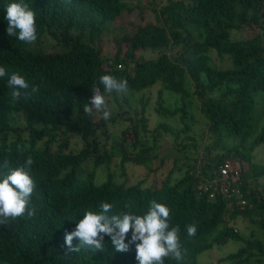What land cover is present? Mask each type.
Returning <instances> with one entry per match:
<instances>
[{
  "label": "trees",
  "instance_id": "trees-1",
  "mask_svg": "<svg viewBox=\"0 0 264 264\" xmlns=\"http://www.w3.org/2000/svg\"><path fill=\"white\" fill-rule=\"evenodd\" d=\"M133 1L142 4L136 8L142 24L123 20L133 11L124 0H0V66L40 86L13 101L8 75L0 78V165L7 159L17 167L32 157L36 189L30 206L37 210L32 218L0 226V264H137L134 250L117 252L108 237L101 251L66 254L65 232L100 202L112 204L114 213L142 215L152 200L170 209V227L179 226L187 249L181 264H196L200 253L228 240L242 245L221 263L264 264V193L248 185L264 178V164L254 161L255 148L264 142V0ZM13 2L35 12L37 40L31 45L6 34L5 8ZM46 40L56 48L44 49ZM145 51L154 57L143 59ZM102 75L126 79L129 92H142L138 114L95 122L83 113ZM154 85L160 86L158 95L164 90L178 97L179 105L170 108L158 96L152 112L177 117L179 130L163 122L157 128L174 140L184 133L174 148L191 165L178 178L169 172L158 185L117 183L108 171L113 158L123 167L148 165L154 156L155 147H146L140 136L147 132L144 92ZM192 106L204 123L197 137L188 122ZM115 124L123 127L119 136L108 131ZM70 138L79 145L72 147ZM214 149L219 152L211 155ZM224 160L241 170L239 195L196 196L198 184ZM96 170L106 172L100 183ZM238 218L260 228L261 239H239L233 228ZM192 224L197 232L188 237L185 226ZM164 264L177 262L166 258Z\"/></svg>",
  "mask_w": 264,
  "mask_h": 264
},
{
  "label": "clouds",
  "instance_id": "clouds-1",
  "mask_svg": "<svg viewBox=\"0 0 264 264\" xmlns=\"http://www.w3.org/2000/svg\"><path fill=\"white\" fill-rule=\"evenodd\" d=\"M4 19L7 21L6 34L16 37L25 44L37 40L35 12L24 3H10L5 8ZM7 74L0 66V78ZM7 87L11 89V99L18 100L22 93H38L40 86L30 84L19 73L8 75ZM91 99L83 105V113L89 117L100 114L103 120L111 118L105 96L115 93L126 95L129 85L126 79H117L112 75H102L94 83ZM34 161L28 156L24 163L10 167L7 159L0 165V226L9 220L20 217H34L37 210L31 207L36 184L30 175ZM113 205L100 202L97 210H85L70 232H65L66 254L79 252L82 248L92 252L103 250L105 237H108L117 252L134 250L137 264H164L166 258L181 264L187 255V249L180 243L179 226L170 227V209L155 200L149 202L147 211L142 215L128 212H113ZM130 205L126 204L125 208ZM188 237H194L197 228L194 224L186 225ZM78 244L73 246V240Z\"/></svg>",
  "mask_w": 264,
  "mask_h": 264
},
{
  "label": "rangeland",
  "instance_id": "rangeland-1",
  "mask_svg": "<svg viewBox=\"0 0 264 264\" xmlns=\"http://www.w3.org/2000/svg\"><path fill=\"white\" fill-rule=\"evenodd\" d=\"M158 1L161 0H154V5L157 4ZM126 6L133 10L129 15H125L123 20L128 23L133 24H142L143 21H139L137 18V7H142V4H137L133 0H124ZM145 12L143 13V19L146 20L150 17L148 8H144ZM264 42V37H263ZM53 42L46 40L43 44L45 47L44 49L56 48L55 44L52 46ZM52 46V47H51ZM106 48V46L104 47ZM106 50V49H105ZM154 57V54L150 51H145L143 53V59H149ZM218 64V61H216ZM160 88L158 85H154L149 88L148 91L144 92L145 97L148 99V106L146 108V112L144 114L146 118V133H142L143 140H145V146L155 147L154 156L149 159L148 165L142 164H134L128 163L121 167L119 165V159L113 158L111 163L108 166V171L111 173L112 177L114 178L115 182L122 183V184H135L141 183L142 186L148 187L151 184L158 185L159 182L165 178V176L171 172V177L178 178L183 171L187 168V165H191L190 161H185L182 158L181 153H177L174 148V142H182V138L185 136L184 133L180 132V138L178 140H174L173 136L169 132L162 131L160 128H157L158 122H163V124L173 131H177L180 129V124L178 122L177 117L174 118H165V117H158L152 112V107L154 102L160 97V100L164 101L170 108L174 106H178L177 96L170 94L171 92L164 91L161 95H158L157 90ZM142 92L132 93L128 92L126 95L117 96L116 94H111L105 96L106 105L111 112V117L113 116L115 119L121 120V117H132V112L135 111L138 114V98ZM260 96L259 101V109L264 114V100ZM123 111H127L120 116L116 115ZM193 115V119H190L188 122L190 124V132H194V136L197 137L198 131L200 128L204 127V123L201 121L202 116L199 114L195 106L191 107L190 111ZM98 118H100V114H97L94 118V121L97 122ZM123 130V127L119 124H115L113 126H109L108 131L112 134H117L119 136L120 131ZM192 135V134H191ZM198 139V138H196ZM203 143L209 144L211 139L207 138L206 136L202 139ZM70 142L72 147H75L78 144L73 138H70ZM108 142L107 145H109ZM200 152V153H199ZM219 150L214 149L211 151V155L218 154ZM199 159L203 157L202 151H198ZM177 159L175 163L173 160ZM254 161L264 164V142L260 146L256 147L254 150ZM106 172H102L100 170H96L95 173V180L96 182L100 183L104 177ZM248 185L250 187H254L256 185L257 190L260 193H264V178L258 179L256 181L248 180ZM233 228L236 230L239 239L247 240L250 238L261 239L262 231L260 228L256 227L255 224L247 223L246 220L237 219L233 223ZM242 245V242L238 241H231L228 240L225 242L223 246L217 247L213 246L211 249L206 250L200 253L196 258V264H213L217 262L218 264H225L221 263L220 259L225 257L226 255L235 252L237 248Z\"/></svg>",
  "mask_w": 264,
  "mask_h": 264
},
{
  "label": "built area",
  "instance_id": "built-area-1",
  "mask_svg": "<svg viewBox=\"0 0 264 264\" xmlns=\"http://www.w3.org/2000/svg\"><path fill=\"white\" fill-rule=\"evenodd\" d=\"M241 184L240 168L229 160L221 161L212 176L201 182L196 187V196L201 193L206 194L208 199L219 197L230 200L239 195V185ZM242 204V201H239Z\"/></svg>",
  "mask_w": 264,
  "mask_h": 264
}]
</instances>
